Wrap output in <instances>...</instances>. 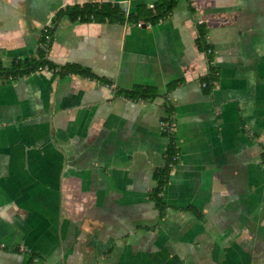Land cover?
<instances>
[{
    "label": "crops",
    "instance_id": "obj_1",
    "mask_svg": "<svg viewBox=\"0 0 264 264\" xmlns=\"http://www.w3.org/2000/svg\"><path fill=\"white\" fill-rule=\"evenodd\" d=\"M87 1L156 0H0L5 62L49 27L48 57L94 73L0 78V264H264V0H177L149 27L54 18ZM136 86L155 93L115 91Z\"/></svg>",
    "mask_w": 264,
    "mask_h": 264
},
{
    "label": "trees",
    "instance_id": "obj_2",
    "mask_svg": "<svg viewBox=\"0 0 264 264\" xmlns=\"http://www.w3.org/2000/svg\"><path fill=\"white\" fill-rule=\"evenodd\" d=\"M177 0H156L153 8L149 5L145 7H138L135 11H124V7L117 2L110 1H87L84 3H74L65 5L58 9L54 15L55 17L66 16L71 20L80 21H100V20H119L126 22H135L138 19L156 22L168 14L176 5ZM203 28L198 27V43L204 50L207 49L205 42V33ZM40 45H38L34 55L11 57L7 62L0 58V78H16L21 75L29 74L35 70L47 67L50 70H57L59 74L73 72L79 73L83 76H93L94 73L86 67L76 63H66L58 65L47 55L48 48L51 43V29L45 28L39 36ZM215 66L211 65L208 74L205 76L206 86L211 87L212 79L216 78ZM104 80V81H103ZM105 84L111 85V81L103 79ZM117 93H122L130 98H144L154 95V91L148 87L136 86L130 89H116ZM169 106V105H168ZM167 125L163 129V133L168 137V145L165 152V163L154 171V185L149 192V197L154 201L156 206L162 210L164 202L161 198V191L167 181L168 174L171 170L169 163L173 154L178 152V147L175 144L174 133L169 123L172 121L171 110L168 115L164 117ZM264 157V148L262 151ZM177 160L174 161L176 164Z\"/></svg>",
    "mask_w": 264,
    "mask_h": 264
},
{
    "label": "built area",
    "instance_id": "obj_3",
    "mask_svg": "<svg viewBox=\"0 0 264 264\" xmlns=\"http://www.w3.org/2000/svg\"><path fill=\"white\" fill-rule=\"evenodd\" d=\"M151 8H153V4H150L149 5ZM124 11L125 12H127L128 11V9L126 8V7H124ZM135 25H137V26H145V27H149V26H151V24H152V22L151 21H146V20H143V19H138L137 21H135V22H133ZM207 52H210L211 51V49L210 48H207V50H206ZM41 69H48L47 67H44V68H41ZM48 70H50V69H48ZM216 82V79H212V81H211V84H214ZM201 85L202 86H206V81L205 80H202L201 81ZM160 124L162 125V128L164 129L165 128V126L167 125V121H165V120H161L160 121ZM169 125H170V127H171V129H174V122L173 121H171V123H169ZM178 157H179V153L178 152H176L175 154H173L172 155V157H171V162L169 163V165L171 166V168H173L174 167V161L175 160H178Z\"/></svg>",
    "mask_w": 264,
    "mask_h": 264
}]
</instances>
